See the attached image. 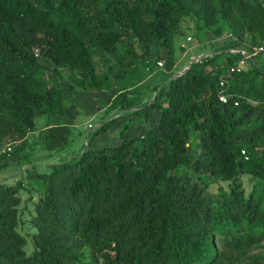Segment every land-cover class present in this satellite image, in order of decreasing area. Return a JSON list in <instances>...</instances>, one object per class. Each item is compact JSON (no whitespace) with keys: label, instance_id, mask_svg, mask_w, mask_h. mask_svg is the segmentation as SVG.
<instances>
[{"label":"trees","instance_id":"trees-1","mask_svg":"<svg viewBox=\"0 0 264 264\" xmlns=\"http://www.w3.org/2000/svg\"><path fill=\"white\" fill-rule=\"evenodd\" d=\"M234 1L222 0L218 13L208 12L211 0H0V116L22 142L21 153L35 118L66 114V93L44 84L40 58L52 64L55 75L67 70L76 88L89 94L108 90L106 76L96 73L92 48L134 61L136 51L120 48L125 42L134 41L140 51L161 43L170 54L177 16L196 7L207 16L220 14L235 30ZM261 6L254 1L244 11L248 29L263 39ZM238 56L230 53L214 75L205 68L216 56L202 58L181 76L154 86L152 103L140 110V96L114 93L108 115L154 109L158 121L138 139L129 138L125 125L117 145L86 148L29 178L41 183L31 255L17 231L19 185L0 183V264H76L84 248L103 264H231L247 256L264 241V209L255 196L245 195L239 177L264 183V86L254 85L259 69L254 59L231 76L229 102H219L217 79ZM118 121L111 117L100 124L90 140ZM192 133L209 158L202 169L228 183L215 209L205 210L201 189L178 175L190 164L186 144ZM41 136L49 155L59 153L69 144L71 126H51Z\"/></svg>","mask_w":264,"mask_h":264},{"label":"rangeland","instance_id":"rangeland-1","mask_svg":"<svg viewBox=\"0 0 264 264\" xmlns=\"http://www.w3.org/2000/svg\"><path fill=\"white\" fill-rule=\"evenodd\" d=\"M222 0H211L209 10L219 12V5ZM260 3L264 8V0H235L231 7V18L235 25L232 29L227 21L220 14H209L207 16L197 8H191L188 13L180 14L174 22V35L172 39V52L169 54L161 43H155L153 49L144 47L142 51L136 46L134 41H127L120 48H130L138 53V58L134 61L124 57L115 58L109 55H101L92 48V58L95 70L100 77L106 76L108 90L88 91L76 88L70 80L67 70H62L60 75H55L52 64L40 58L43 66L41 79L46 86H59L65 91L66 114L64 117L40 116L34 120V130L26 137V147L24 155L27 162L24 163L23 154L19 150L22 142L15 141L10 135L7 119L0 116V183L17 184L20 188L19 224L17 231L25 239L24 250L27 255H31L34 250L32 235L36 229L31 223L34 215L33 206L40 194L41 183L37 180H29L34 173L43 174L49 172V153L44 149L43 131L49 124L60 125L69 124L71 126V136L68 146L59 153L52 154V158H57L54 163H60L63 159L69 160L80 154L86 148L99 149L106 146H115L120 142L119 131L127 126L129 138H139L144 134L142 129L149 128L158 120L157 110L143 109L139 114L130 112L120 114V110H115L110 115L105 112L110 105L114 93H125L130 98L138 99L137 108L140 105L147 106L152 103L155 93H152L154 86L161 85L168 77H174L181 73L200 56H216L213 63L205 68V72L213 73L224 69L227 57L230 53L228 48L232 47H253L262 41V36L258 31L248 29L250 17L244 11L253 2ZM227 6V4H226ZM201 10V8H200ZM190 37L191 41L186 42ZM155 50L159 53L156 57ZM157 62H162V67L157 66ZM130 64V65H129ZM255 65L259 68L255 74V84L264 86V54L255 58ZM136 106V107H137ZM141 107V108H140ZM144 108V107H143ZM1 115V114H0ZM111 117H119V121L107 132L100 133L90 140V137L100 124ZM7 147L11 152H2ZM189 165L180 168L178 175L181 182L189 187L197 186L202 191V202L204 209H215L222 201L228 189V183L210 175L202 169L201 165L208 163L209 158L199 142L195 133H192L187 144ZM4 156V157H3ZM194 164L199 165V170L193 168ZM239 181L246 196H255L261 208L264 209V183L250 176H240ZM76 264H103L100 257H94L90 249L84 248L82 256ZM225 264V263H224ZM231 264H264V241L252 247L247 256L237 259Z\"/></svg>","mask_w":264,"mask_h":264},{"label":"built area","instance_id":"built-area-1","mask_svg":"<svg viewBox=\"0 0 264 264\" xmlns=\"http://www.w3.org/2000/svg\"><path fill=\"white\" fill-rule=\"evenodd\" d=\"M191 38L187 37L186 42H190ZM231 54H239L235 63L228 67V69L221 74L218 79V86L220 88V92L218 93V100L222 104H227L231 98V95L227 93V89L229 86V80L233 74H239L243 71H246L250 66L251 62L261 54H264V37L259 45L250 47L248 50H239L232 49L229 51ZM157 66L162 67V62H157ZM237 105V102L234 103V106ZM11 152V148L7 147L2 152Z\"/></svg>","mask_w":264,"mask_h":264},{"label":"crops","instance_id":"crops-1","mask_svg":"<svg viewBox=\"0 0 264 264\" xmlns=\"http://www.w3.org/2000/svg\"><path fill=\"white\" fill-rule=\"evenodd\" d=\"M53 117H57V116H53ZM156 117H158V113H157V116H156ZM157 121H158V120H156V122H157ZM156 122H155V123H156ZM155 123H153L150 127L154 126ZM59 125H60V123H59ZM51 126H56V125H55V124H54V125H53V124H49L46 128L51 127ZM150 127H149V128H150ZM46 128H45V129H46ZM146 130H147V128H145V127L142 129V131H143L144 133L146 132ZM143 135H144V134H141L140 137H142ZM140 137H139V138H140ZM53 154H54V153H53ZM56 154H57V153H56ZM49 156H50V159L48 160L49 163L46 164V166L49 167V166L52 165V164H57V163H54V162H53V159H54V160H58V159H57V158H52V157H51L52 154H50ZM59 161H63V159H61V160H59Z\"/></svg>","mask_w":264,"mask_h":264},{"label":"water","instance_id":"water-1","mask_svg":"<svg viewBox=\"0 0 264 264\" xmlns=\"http://www.w3.org/2000/svg\"><path fill=\"white\" fill-rule=\"evenodd\" d=\"M205 57H208V55H203V56H200L198 59H195V60L190 64V66H191L192 64L197 63L198 61H200L202 58H205ZM190 66H188L186 69H184L181 73L175 75L173 78H176V77H178V76H181L184 72H186V71L190 68Z\"/></svg>","mask_w":264,"mask_h":264}]
</instances>
